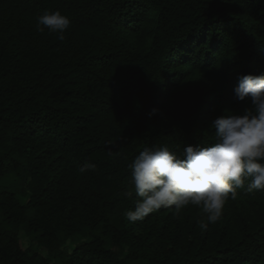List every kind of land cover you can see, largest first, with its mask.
Segmentation results:
<instances>
[{
    "label": "trees",
    "instance_id": "trees-1",
    "mask_svg": "<svg viewBox=\"0 0 264 264\" xmlns=\"http://www.w3.org/2000/svg\"><path fill=\"white\" fill-rule=\"evenodd\" d=\"M45 10L70 18L64 41L36 31ZM248 74L264 0H0V264H264V191L207 231L194 206L124 216L139 151L211 143L250 107Z\"/></svg>",
    "mask_w": 264,
    "mask_h": 264
},
{
    "label": "clouds",
    "instance_id": "clouds-1",
    "mask_svg": "<svg viewBox=\"0 0 264 264\" xmlns=\"http://www.w3.org/2000/svg\"><path fill=\"white\" fill-rule=\"evenodd\" d=\"M71 20L60 11L45 10L37 16V32L55 34L64 41ZM234 99L250 101L242 114L215 118L212 142L185 145L177 156L167 146L145 147L127 165L135 195L134 209L124 212L130 223L142 221L149 214L172 208L194 206L204 216L197 221L201 231L218 222L229 199L238 190L264 191V75H242L234 88ZM152 109L149 116L156 113ZM94 163L85 162L80 173L95 171ZM131 198L132 190L123 193Z\"/></svg>",
    "mask_w": 264,
    "mask_h": 264
}]
</instances>
